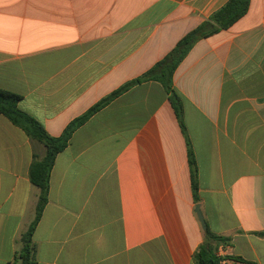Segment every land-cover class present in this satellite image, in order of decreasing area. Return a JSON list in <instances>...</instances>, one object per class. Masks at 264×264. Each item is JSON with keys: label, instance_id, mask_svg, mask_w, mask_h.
<instances>
[{"label": "crops", "instance_id": "0c3cea01", "mask_svg": "<svg viewBox=\"0 0 264 264\" xmlns=\"http://www.w3.org/2000/svg\"><path fill=\"white\" fill-rule=\"evenodd\" d=\"M230 0H0V88L54 137L163 60ZM221 245L264 264V0L197 42L174 75ZM46 147L0 114V264L36 216L29 177ZM187 138L158 82L95 113L55 161L34 232L37 264H194L205 241Z\"/></svg>", "mask_w": 264, "mask_h": 264}, {"label": "trees", "instance_id": "16d2710c", "mask_svg": "<svg viewBox=\"0 0 264 264\" xmlns=\"http://www.w3.org/2000/svg\"><path fill=\"white\" fill-rule=\"evenodd\" d=\"M249 6L250 0H230L223 8L214 13L208 21L202 23L197 29L181 39L176 47L152 69L141 77L127 83L118 91L95 105L84 115L72 121L67 126L64 133L59 137L51 136L40 122L19 108V102L22 100L21 95L0 88V114L5 116L14 126L23 130L30 139L46 147L45 156L43 158L34 156L30 166V181L40 190V195L35 219L22 236V248L16 255L15 264H37L35 257L36 247L33 237L49 201L50 178L57 156L69 146L74 133L95 113L125 91L146 82H158L163 86L169 96V101L174 109L182 132L187 138L192 191L194 201L196 204L199 203V176L196 156L188 138L184 122L183 103L174 88V75L197 42L221 30L231 28L246 15ZM228 243L229 238L216 235L208 228L205 232V241L193 255L194 264H219L220 258L217 256V251L221 245H226Z\"/></svg>", "mask_w": 264, "mask_h": 264}, {"label": "built area", "instance_id": "2783aa9c", "mask_svg": "<svg viewBox=\"0 0 264 264\" xmlns=\"http://www.w3.org/2000/svg\"><path fill=\"white\" fill-rule=\"evenodd\" d=\"M225 250L226 249L222 246L217 251V256L220 258L219 264H246V262L234 256L228 255Z\"/></svg>", "mask_w": 264, "mask_h": 264}, {"label": "water", "instance_id": "95a60500", "mask_svg": "<svg viewBox=\"0 0 264 264\" xmlns=\"http://www.w3.org/2000/svg\"><path fill=\"white\" fill-rule=\"evenodd\" d=\"M195 212H196V214L198 216V219H199V221L201 223L202 229L206 232L208 230V225L206 223L204 214H203V212L201 210L200 204L196 205Z\"/></svg>", "mask_w": 264, "mask_h": 264}, {"label": "rangeland", "instance_id": "374dc122", "mask_svg": "<svg viewBox=\"0 0 264 264\" xmlns=\"http://www.w3.org/2000/svg\"><path fill=\"white\" fill-rule=\"evenodd\" d=\"M204 231V230H203Z\"/></svg>", "mask_w": 264, "mask_h": 264}]
</instances>
